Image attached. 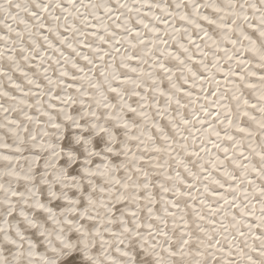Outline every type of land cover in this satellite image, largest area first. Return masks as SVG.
Here are the masks:
<instances>
[{"label":"snow or ice","instance_id":"1","mask_svg":"<svg viewBox=\"0 0 264 264\" xmlns=\"http://www.w3.org/2000/svg\"><path fill=\"white\" fill-rule=\"evenodd\" d=\"M0 264H264V0H0Z\"/></svg>","mask_w":264,"mask_h":264}]
</instances>
